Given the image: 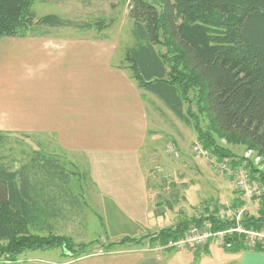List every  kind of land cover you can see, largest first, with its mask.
Returning a JSON list of instances; mask_svg holds the SVG:
<instances>
[{
    "label": "trees",
    "instance_id": "obj_1",
    "mask_svg": "<svg viewBox=\"0 0 264 264\" xmlns=\"http://www.w3.org/2000/svg\"><path fill=\"white\" fill-rule=\"evenodd\" d=\"M35 1L0 0V40L28 35L37 24L99 31L108 26L106 18L97 25L52 14L36 19ZM128 4L134 43L123 60L137 86L193 126L196 141L216 157L231 158L236 165L244 159L220 147L216 134L234 136L248 150H256L262 161L260 166L248 161L251 176L264 181V0H128ZM198 36L204 37V45L193 38ZM21 136L28 139L21 133L0 131V149L8 138ZM67 180L61 157L34 153L16 167L0 151V261L16 262L28 251L55 247L71 259L88 255L83 252L89 245H75L53 232L51 221L62 209L58 201L67 193L63 184ZM259 204L264 212V198ZM205 219L202 214L179 222L162 229L158 238H180ZM212 219L214 230L237 223ZM240 223L263 226L264 214L245 217ZM37 230L49 234L37 235ZM228 241L229 250L244 249L242 235L236 233Z\"/></svg>",
    "mask_w": 264,
    "mask_h": 264
},
{
    "label": "crops",
    "instance_id": "obj_2",
    "mask_svg": "<svg viewBox=\"0 0 264 264\" xmlns=\"http://www.w3.org/2000/svg\"><path fill=\"white\" fill-rule=\"evenodd\" d=\"M99 37L97 34L93 37L79 36L70 47L69 40H62L60 48L53 39L44 42L29 37V34L2 38L0 40V114L21 120L14 119L12 124H8L0 131L17 132L27 136L38 132L55 133L56 138H50L52 147L47 146L41 150L43 148L38 147L40 142L37 143L39 152L62 159L67 156L59 155L57 152L74 153L78 150L85 157L93 155L92 157H96L101 162V169H92V172H98V175L102 170L108 172V168L111 167V170L115 171L121 168L120 170H124L125 176L128 177L133 176L131 171L134 174L137 172L135 178L127 181L118 180L115 183L112 182L113 179L109 174L104 175L98 188L101 187L103 191L101 194L105 195L102 202L105 198H109V202L113 199L120 202L121 199L130 209L126 213L122 209L111 211L109 206L106 208L103 218L110 242H118L125 236L135 241L144 237V240H148L146 236L155 237L162 229L192 218V210L195 206L186 201L188 197L183 194V187H189V184L195 187L194 181L198 183L196 184L198 188L202 187L205 182L203 173L206 169L196 162L188 163V158L185 156L178 163L168 164L166 168L151 163L150 159L148 164H145L140 152L144 151L149 143L155 145L154 135L158 132L157 129L149 126L150 110L147 108L146 100H150L153 95L137 86L128 69L114 63L115 52L112 45H109V49L106 47L108 37H105V41L102 38L99 40ZM52 49L58 50L60 55L52 57L54 56ZM20 67L32 69V74L24 77L22 84L21 79L15 75ZM36 70L38 71L35 72ZM19 84L22 86H18ZM157 99L161 102L158 97ZM195 135L197 136V133ZM178 146L180 148L179 144ZM110 152L135 155V158L133 163L130 162L128 165L120 164L121 167L105 168L104 164H107L108 160L104 157ZM70 165L71 161L64 160V168L68 173H70ZM193 165L194 168L189 167ZM159 181L168 188L158 191L156 187ZM125 186L133 188L137 186L141 195L134 194L133 190H126ZM115 187L118 189L113 190ZM180 189L183 191L182 194H178L181 192ZM154 191H158V195L154 193L157 197L153 198ZM162 194H165L164 199H161ZM171 198L174 201L171 203L173 206L169 204ZM204 199L201 197L196 205L204 203L206 201ZM135 243H128L133 246L130 249L123 247L110 251L91 252L79 259L66 256L47 260L36 256L27 257V255L19 261H0V264H157L160 262L161 259L155 257L154 253L142 252L138 248L140 243ZM55 249H47V253ZM60 250L64 253L62 248H59ZM185 251L194 255L196 251L199 255L202 254L198 257V264H264V251L260 249L251 250L245 247L232 251L209 245L199 250ZM167 253L163 255L165 260L168 258Z\"/></svg>",
    "mask_w": 264,
    "mask_h": 264
},
{
    "label": "rangeland",
    "instance_id": "obj_3",
    "mask_svg": "<svg viewBox=\"0 0 264 264\" xmlns=\"http://www.w3.org/2000/svg\"><path fill=\"white\" fill-rule=\"evenodd\" d=\"M32 11L35 12L36 19L52 14L63 18H71L79 24H96L98 20L106 18L108 26L103 31H99L95 27L92 29L77 28L76 30L66 27L49 29L47 25L37 24L30 29L29 37L32 36V38L40 39L44 42H49L53 39V42L58 43L56 45L58 48H60L62 40H69L70 47V45L77 41L79 36L93 37L97 34L100 36L99 40L102 38L104 41L105 37H108L106 40V47L109 49V45H112V49L115 52V57L113 59L114 63L117 65L121 64V67L126 68L127 63L124 62L123 58L126 54V49L134 43L132 36V19L128 15V0H36L33 4ZM193 38L202 44L204 43L203 36L202 38H199V36ZM56 49H52V54H54L52 57H58L60 55L59 51ZM37 71L38 70L35 72ZM31 74L32 69H29V67H20L15 75L21 79L22 84L23 78L29 77ZM21 84L18 86H22ZM146 101L147 108L150 110L148 114L150 118L149 126L153 127L155 130L157 129L158 132L154 135L155 145L149 143L148 146L145 147V150L140 152V155L142 154L144 157L143 161H145V164H148V160L150 159L151 163H157V165L160 164V166L166 168L168 164L178 163V161L182 160L185 156L188 158V163L196 162L198 165H201L206 169V172L203 173L205 182L201 185L202 187L198 188L196 185L198 183L194 181L195 187H193L192 184H189V187H183L184 193L180 189L181 192H178V194L183 193L187 195L188 200L186 201H189V203H192L195 206L192 210V219L198 216L201 217L202 214L206 218L203 221V226L205 227L204 229H200L199 232H209L212 236L209 237L205 243L199 244L201 246H197L196 248L190 247L185 250H199L206 248L209 245L221 248L222 244L218 240L220 235L214 236L215 233L220 231H228L224 236L227 240L236 233L242 235L244 248L250 247L253 242L255 244L258 243L259 241L254 238L255 236H253V233H264V225L260 227H251L242 225L240 222L245 217H260L261 214H264L262 206L259 204L260 200H254L252 201L254 204L249 205L247 201H244L242 198L240 190L237 189L233 177L222 173L217 164L212 162L206 156L204 157L206 159H204L192 153V146L197 140V136L195 135L196 131H194L193 126L191 127L181 119L179 120L170 109H166V106L161 103L157 97L151 96V99H147ZM200 115L201 119L205 120L206 123L209 122V119L206 118V114L201 112ZM14 119L18 121L21 120L20 118L7 117L0 114V129H5L8 124H12ZM168 133L170 134L168 135ZM50 138H56L55 133L38 132L37 134L28 135L27 140L22 136L20 138L10 137L6 140L0 151L6 156L7 161H13L16 167H20L23 162H26L30 158L31 155L39 153L40 148H43L41 150H44L47 146L52 147V144H50ZM38 142H40V144H38V147H40L39 149L37 148ZM175 142L177 143L175 144ZM215 142H217L218 145L227 152H232L237 156L243 155V157H246V152L248 151L247 145L234 138V136H228L227 138L224 135L216 134ZM178 144L180 145V148ZM150 150L151 152H149ZM154 150L155 152H153ZM57 153H59V155H66L67 157L64 158V160L71 161V165L69 167L70 173H68L67 183L63 182L65 185L64 190L67 191V193L62 194L64 197L58 201V205L61 206L62 209L54 217L53 221H51L54 226L53 232L70 239L75 245H89L88 249L83 252V254H90L91 252L98 251H110V249H121L123 247L130 249L133 246L128 243L133 244V242H136L135 244L140 243L138 248L141 249L142 252H148V254L154 253L155 257L161 259L157 264H198V257L202 256V254L199 255L198 251H196V254L194 255L193 253L186 252L185 250L156 249L170 240H160L158 238L159 234L155 237L146 236L147 239L149 238L148 240H144V237L142 240L138 239L139 241H135L133 239L131 240V237L125 236L124 238L118 240V242H115L118 246H112L113 243L110 242L111 239L109 233H107V230L105 229V219L103 218L105 210L109 206L111 211L112 209H122L128 213L130 209L123 204L121 199L120 202L117 199H113L112 202H109V198H105L102 202L105 195L102 196L101 192L103 191H101V187L98 188V184L101 183L100 181L103 179V176L108 174L113 179V183L118 180L127 181L131 178H135L137 176V172L134 174V172L131 171L133 176L128 177L125 176L126 172L124 170H120L121 168H118L116 171L114 169L111 170V166L121 167L120 164L128 165L130 162L133 163L135 155H120V153L113 152L108 153L109 155L104 157V159L108 160V163L104 165H106L105 168H111H108V172L102 170V173H99L98 175V172L94 173L92 172V169H101V162L96 157H92L93 155H87L85 157L81 151L78 150L74 153L68 151ZM224 158L216 157V159L219 160ZM242 161L243 160L241 159L240 163ZM246 165L253 169V167L248 163H246ZM162 167H158V169H163ZM189 167L194 168V165ZM262 167L264 169V163H262ZM115 173L116 176H114ZM136 187L137 186H135V188L125 186L124 188L126 190H133L134 194L141 195L140 190ZM165 187L167 186L159 181L156 188H158V191H162V189H166ZM116 189L118 188L115 187L113 190ZM158 191H154L152 193L153 198L158 195ZM154 193H156V195ZM201 197L205 198L204 200L206 201L201 205H196L197 201L201 199ZM164 198L165 194H162L161 199ZM173 202L172 198L169 199V204ZM171 206L173 205L171 204ZM241 211L243 214L238 219V222L237 216ZM212 217H215V219L219 222L235 221L237 222L236 227L238 230H235L236 227H233V225L226 229L214 230ZM238 223H240V225ZM196 225L199 226L198 224ZM196 225H191L190 228ZM27 231V234L31 233V229L29 227ZM43 231L37 230L35 234L41 235ZM250 231L254 232L251 233ZM48 234L49 232L43 233V236ZM91 243L94 245H90ZM80 245L76 251L80 250ZM59 248L60 247L51 251V253H47V250L28 251L25 256L42 257L47 260L66 257L65 252L61 253ZM165 253H167L168 256L166 260L163 256ZM204 255L206 254L204 253ZM25 256L23 258H25Z\"/></svg>",
    "mask_w": 264,
    "mask_h": 264
},
{
    "label": "built area",
    "instance_id": "obj_4",
    "mask_svg": "<svg viewBox=\"0 0 264 264\" xmlns=\"http://www.w3.org/2000/svg\"><path fill=\"white\" fill-rule=\"evenodd\" d=\"M192 153L202 158L206 156L212 162H215L217 164L222 173H225L227 176L233 177L237 189L240 190L242 198L244 199V201H247L249 205L254 204V202H252L254 200H261L264 198V181L258 179L259 177L251 176L252 170L250 167H248V165H246V163H248V161L251 159L255 165L260 166L262 157L253 149L246 152V157H244L243 161L238 165L234 164L231 158H224L221 160L216 159L214 154L204 148L203 144L200 141L194 142L192 146ZM242 214V211L238 214V222V219ZM204 227L205 226H203V223L199 226H192L185 232L182 237L170 239L167 243L162 244L161 247H157L156 249L185 250L190 247L196 248L197 246H201L199 244L205 243L209 239V237L212 236V234L209 232H199V230L202 228L204 229ZM235 230H238V228L236 227ZM227 232L228 231H220L215 233L214 236L220 235V238L218 240L222 244L221 246L229 249L232 247V243L224 237ZM250 232L252 233L254 231ZM253 236H255L254 238L258 239L259 242L256 244L253 242V244L247 248L251 250L260 249L264 251V233L256 232L253 233Z\"/></svg>",
    "mask_w": 264,
    "mask_h": 264
}]
</instances>
